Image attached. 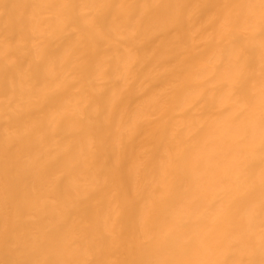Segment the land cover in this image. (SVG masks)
Listing matches in <instances>:
<instances>
[{
  "label": "bare ground",
  "instance_id": "bare-ground-1",
  "mask_svg": "<svg viewBox=\"0 0 264 264\" xmlns=\"http://www.w3.org/2000/svg\"><path fill=\"white\" fill-rule=\"evenodd\" d=\"M0 264H264V0H0Z\"/></svg>",
  "mask_w": 264,
  "mask_h": 264
}]
</instances>
